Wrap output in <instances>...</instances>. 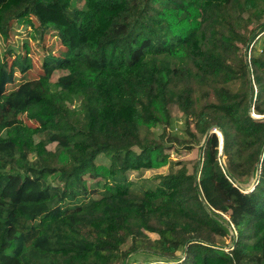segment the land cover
I'll return each mask as SVG.
<instances>
[{
    "label": "trees",
    "instance_id": "16d2710c",
    "mask_svg": "<svg viewBox=\"0 0 264 264\" xmlns=\"http://www.w3.org/2000/svg\"><path fill=\"white\" fill-rule=\"evenodd\" d=\"M29 15L63 50L0 54V264H264V0H0V36ZM175 104L202 161L131 181Z\"/></svg>",
    "mask_w": 264,
    "mask_h": 264
},
{
    "label": "rangeland",
    "instance_id": "374dc122",
    "mask_svg": "<svg viewBox=\"0 0 264 264\" xmlns=\"http://www.w3.org/2000/svg\"><path fill=\"white\" fill-rule=\"evenodd\" d=\"M40 31L41 26L39 21L35 16L29 15L26 20H14L12 22L8 38L3 39L0 36V54L4 55L7 62L10 63L16 53H20L23 57H28L31 61V68L27 72L23 73L16 70L15 82L7 85V89L14 88L23 80L37 78L44 71L43 64L48 55L59 56L62 54L63 46L56 35V32L48 30L41 33ZM260 39L261 40L258 41L254 50L252 49L254 54H257L262 48L264 35ZM248 54H251V48L248 50ZM64 73H66V70L56 69L52 73L51 80L56 81L58 77ZM169 111H171L170 122L154 127L152 131L149 132V135L156 139H161L162 135L165 136V153L169 155L166 164L152 168L130 170L128 178L131 181L143 182L141 180L145 178L148 179L145 181L148 185L153 184L155 180H157L155 178L156 174H165L171 170V160L182 161L179 164L173 165L174 170H177L182 165H186L189 172L193 171V167L199 160L202 161L203 153L200 149V145H202L204 139L199 133H197V138L193 137L192 134L195 133L193 122L191 121L190 125L187 124L188 121L186 116L176 104L172 105ZM19 118L27 125H38V122L27 113L23 112L19 114ZM214 130L218 132V129ZM48 147L53 150L55 144L51 143ZM219 155L220 160L224 162V156L221 151ZM62 161H64V158ZM96 163L108 164L109 160L104 155H100L96 159ZM86 177L88 180V186L96 183L97 179H91L88 176ZM252 187L253 186L245 187V190H249ZM234 233L236 232L234 231ZM152 236L156 237V234H152ZM227 242L230 241L227 240ZM141 258L142 257H140V260Z\"/></svg>",
    "mask_w": 264,
    "mask_h": 264
},
{
    "label": "water",
    "instance_id": "95a60500",
    "mask_svg": "<svg viewBox=\"0 0 264 264\" xmlns=\"http://www.w3.org/2000/svg\"><path fill=\"white\" fill-rule=\"evenodd\" d=\"M256 117H260L259 115H255ZM214 129H212V131H213ZM215 131V130H214ZM217 132V131H216ZM217 134L219 135V137H220V145H219V147H220V151H221V153L223 152V145H224V137H223V135H222V132H221V130L218 128V132H217Z\"/></svg>",
    "mask_w": 264,
    "mask_h": 264
}]
</instances>
